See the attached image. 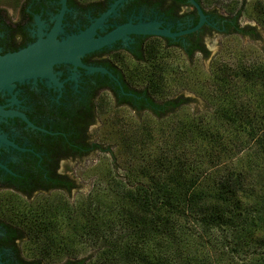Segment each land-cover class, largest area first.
Listing matches in <instances>:
<instances>
[{
  "label": "trees",
  "instance_id": "trees-1",
  "mask_svg": "<svg viewBox=\"0 0 264 264\" xmlns=\"http://www.w3.org/2000/svg\"><path fill=\"white\" fill-rule=\"evenodd\" d=\"M233 1L215 0L213 11L227 19L225 38L248 35L252 44L226 50L209 72L193 63L183 75L209 108L192 110V97L164 95L169 50L186 61H193L194 49L205 57L210 51L202 43L184 51L159 39L148 41L141 62L126 63L130 78L142 79L133 89L140 100L118 95L114 100L105 93L88 105L90 117L106 108L102 126L110 130L103 134L107 145L97 141L87 150L109 152L111 166L127 170L128 179L116 181L107 167L110 186L102 188L109 199L114 194V201L107 198L108 210L94 206L96 194L79 214L59 193H41L31 201L6 199L4 206L12 203L21 218L6 217L27 232L26 248L38 258L36 264H264V54L259 53L264 38L256 29L264 28V0H240L237 7ZM244 10L256 25L237 27ZM258 40L263 45L253 50ZM109 110L115 111L113 118L106 116ZM60 178L53 184L60 189L53 191L76 187L72 179ZM82 235L101 240L95 252H80Z\"/></svg>",
  "mask_w": 264,
  "mask_h": 264
},
{
  "label": "flooded vegetation",
  "instance_id": "flooded-vegetation-1",
  "mask_svg": "<svg viewBox=\"0 0 264 264\" xmlns=\"http://www.w3.org/2000/svg\"><path fill=\"white\" fill-rule=\"evenodd\" d=\"M198 4L207 20L195 31L175 37L129 32L109 45L84 53L77 63L64 60L53 64V79L49 76L29 78L13 82L11 93L0 90V105L22 115L14 112L10 116L0 115V260L4 264H36L38 259L26 248L30 242L27 232L20 229V224L7 219L14 207L12 203H9L11 207L4 206L6 199L21 196L31 201L38 194L59 190L53 184L63 176L76 184L61 168L85 159L94 151L87 149L96 142L91 133L98 124V117L93 113L92 117L87 116L88 105L105 93L114 100L118 96L120 100L133 96L134 103L141 99L142 96L133 91L139 87L137 81L130 78L127 59L141 62L146 57L149 40L159 39L188 51L197 43L209 50L205 43L207 38L225 37L227 19H219L213 11L218 6L208 8L204 0H199ZM217 10L229 16L223 9ZM197 21V9L188 0H0V55L26 47L39 35L44 39L53 30L55 39L61 41L93 26L90 38L102 36L128 22L145 25L154 22L159 29L177 32L192 27ZM230 22L235 25L231 19ZM236 25L244 27L256 23H242L239 18ZM259 28L256 25L258 32ZM239 36L253 41L248 35ZM197 50L194 49V56L199 54L205 58ZM88 66L103 67L118 81L105 72L91 71ZM137 78L139 80L138 75ZM48 184L53 186L45 188ZM74 188L63 192L70 193Z\"/></svg>",
  "mask_w": 264,
  "mask_h": 264
},
{
  "label": "rangeland",
  "instance_id": "rangeland-1",
  "mask_svg": "<svg viewBox=\"0 0 264 264\" xmlns=\"http://www.w3.org/2000/svg\"><path fill=\"white\" fill-rule=\"evenodd\" d=\"M206 3V7H216L218 6V3L215 2V0H204ZM239 1L237 0L236 2L233 1V5L237 7L239 5ZM220 3V1H218ZM251 2V0H250ZM248 2V3H250ZM246 10H244V15L241 17V22L242 23H256L257 21L252 17V13L250 14H245ZM252 14V15H251ZM251 15V16H250ZM261 27V25H258ZM259 32L261 34V37L264 38V28H259ZM207 47L210 50V54L208 57H201L199 54H196L193 61H186V59H179L176 60L177 54L173 52V50H169L168 54L170 57H168L167 62L169 64L168 68L165 69L167 72V87L165 88V95L164 96H170L174 94H183L185 96L192 97L194 100L190 102V108L192 110L196 111H202L206 108H209V105L205 101V99L195 90V85L192 83V80L190 81V84H185V80L187 78H184L183 75H188L186 72V66L192 65L193 63L198 64L201 70H204L205 72H209L212 62L218 57H221L220 59L225 58V52L226 50H236L242 47L241 44H252L251 41H249L248 38L246 37H240L237 38L236 36L229 37L228 39L225 37H222L221 35H217L214 37H209L205 41ZM226 44L228 47H225ZM263 45V40H258L256 43H254L252 46L253 50H259ZM171 51V52H170ZM260 54H264V51H259ZM182 56V55H181ZM229 56V55H227ZM179 57V56H178ZM183 58V57H179ZM128 63L130 62L129 59ZM213 60V61H212ZM183 61V62H182ZM189 62V63H188ZM182 63L183 66L177 67V65H180ZM131 66V64H130ZM185 66V67H184ZM173 69L178 70V72L173 71ZM173 72V74H171ZM137 81V85H141L142 79L139 77L138 79H135ZM177 81V82H175ZM105 98L110 101V96L106 95ZM103 100H99V103H102ZM106 108L99 110L98 112V124L95 125V128L92 131V138L94 141H98L102 143V145H107L109 143L107 136L103 134H107L105 130V127H103L102 123V118H104V113ZM112 111L109 114L106 113V116L112 115L111 117L113 118L115 116V111ZM124 114H130L128 112H124ZM123 116V115H122ZM125 117V116H123ZM110 130V129H109ZM118 132V129L114 131V134ZM112 149H115V145H111ZM112 159V156L109 152H103L99 149L94 150L91 152L88 157H86L83 160L79 161H72L70 162V165L68 167L63 166L61 168V171L67 173L70 177H72L75 182H76V187L70 192V193H63L60 191H53V192H48V194H63L65 198L69 201L70 204H72L73 208L79 213H81V209L83 208V203L87 202L90 197V195H95L98 199H94V206L96 204H99V207L103 210H108V208L105 206L107 205V198L109 197L108 195L105 194V189L102 187L107 186L109 189V183L107 184L105 173L107 171V167H110L111 169V174L114 176L115 180H121V181H126L128 179L127 177V170L125 166L121 167H113L110 164V160ZM118 171V172H117ZM115 173V174H114ZM262 176L264 177V172L262 173ZM108 177H111L109 174ZM111 183V179L109 180ZM112 184V183H111ZM261 185L264 186V180H261ZM39 195V194H38ZM114 197V194L110 196V199ZM105 199V200H104ZM108 198V201L112 202L114 200H110ZM104 200V201H103ZM44 201H42L43 203ZM79 210V211H78ZM15 212V214H14ZM18 211L15 209H10L9 215L11 217H15L14 220L19 221L21 216L16 215ZM8 215V216H9ZM16 215V216H15ZM76 216V214H75ZM83 238H81L80 242V252L82 254H91L92 252H95L98 248V245L101 244V240L99 239L98 241L96 238L94 240L92 238H86V235H82ZM82 249V250H81Z\"/></svg>",
  "mask_w": 264,
  "mask_h": 264
},
{
  "label": "water",
  "instance_id": "water-1",
  "mask_svg": "<svg viewBox=\"0 0 264 264\" xmlns=\"http://www.w3.org/2000/svg\"><path fill=\"white\" fill-rule=\"evenodd\" d=\"M188 1L196 7L198 21L192 27L177 32H171L168 29H159L154 22L146 25L142 23L131 24L128 22L116 26L110 32L97 38H90L95 26L89 27L86 30L79 32L77 35H73L61 41L55 39V30L51 31L44 39L39 35L33 43L26 47L21 48L16 52L0 55V90L11 93L14 87L13 82H21L29 78L35 79L39 76H49L53 79L54 76L51 72L53 64L64 60H70L73 63H77L79 62V56L84 53L98 49L104 45H109L112 41L129 32L175 37L195 31L206 22L207 15L203 12L196 0ZM108 12L109 11L103 16H106ZM88 69L91 71L99 70L114 77L111 72L103 67L88 66ZM114 79L116 78L114 77ZM13 102H15V100H13ZM13 112L14 111L10 109H6L4 105H0V115L10 116ZM14 113L22 117L21 114ZM0 264L4 263L0 260Z\"/></svg>",
  "mask_w": 264,
  "mask_h": 264
}]
</instances>
